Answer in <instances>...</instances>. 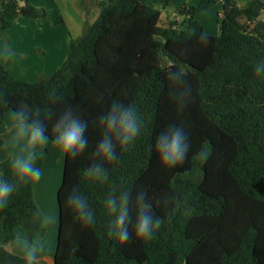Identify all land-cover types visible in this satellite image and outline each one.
<instances>
[{"label": "trees", "instance_id": "1", "mask_svg": "<svg viewBox=\"0 0 264 264\" xmlns=\"http://www.w3.org/2000/svg\"><path fill=\"white\" fill-rule=\"evenodd\" d=\"M172 1L104 0L98 19L72 41L64 65L35 83L17 80L0 61V97L10 103L39 104L54 86L89 122L115 97L134 103L144 117L143 131L131 150L107 165L110 182L143 186L152 197L175 192L194 208L191 215L178 213L171 223L165 220L152 240L133 235L120 244L107 236L104 226L103 200L111 183L83 179L88 152L77 159L65 156L56 264H264V72L254 73L264 63V0H221L218 35L208 34L196 19L218 0L183 7L178 12L182 22L175 19L162 26V10ZM239 1L246 2L243 8ZM22 10L30 19L48 18L47 10L29 0L0 2L2 37L7 38ZM244 18L254 27L242 25ZM201 33L209 37L206 46ZM173 63L185 69L192 88L193 100L181 114L168 95L166 67ZM7 113L0 111V127ZM173 122L184 125L191 148L182 165L166 170L149 148ZM86 135L94 146L99 132L91 123ZM202 148L209 152L206 162L197 155ZM37 166L42 171L43 156ZM0 171L10 176L7 161ZM34 185L22 186L0 210L8 243L17 238L18 228L25 230L22 238L29 243H38L46 233ZM77 186L96 212L94 226L82 228L64 206ZM157 214L164 212L158 209ZM0 264L24 262L0 247Z\"/></svg>", "mask_w": 264, "mask_h": 264}, {"label": "clouds", "instance_id": "2", "mask_svg": "<svg viewBox=\"0 0 264 264\" xmlns=\"http://www.w3.org/2000/svg\"><path fill=\"white\" fill-rule=\"evenodd\" d=\"M200 40L206 46L209 37L201 33ZM262 72L264 63L254 69L256 76ZM166 75L169 98L177 113L181 114L193 100L186 71L173 63L171 67H166ZM102 100L103 96L98 97V102ZM60 105L65 106L59 108ZM0 111L10 113L6 126L8 140L4 147L11 148L7 157L10 176L0 172V210L9 206L14 192L40 180L42 172L37 161L42 158L43 149L51 141L63 156L70 159H77L88 152L89 163L83 169L86 182L111 183L103 200L107 217L104 226L107 236L120 244L127 243L133 235L137 240H152L165 220L171 223L176 214L191 215L194 211L193 206L175 192H163L152 197L143 186L110 182L107 165L118 162L122 153L131 150L143 131L144 117L134 103H125L115 97L105 111L89 122L82 117L79 108L68 104L63 94L53 86L46 92L44 100L36 105L24 100L10 103L8 97H0ZM90 123L99 132V139L94 146H90L86 135ZM190 148L184 125L173 122L159 133L149 151L155 150L160 165L167 170L182 165ZM197 155L202 162L209 158V152L204 148ZM64 206L82 228L97 223L96 212L79 186L71 189ZM158 209L163 210V216L157 214ZM54 222L55 217L49 214L47 223L51 226ZM20 239L17 237L18 242ZM21 250L24 264H41L43 243H27L22 245Z\"/></svg>", "mask_w": 264, "mask_h": 264}, {"label": "crops", "instance_id": "3", "mask_svg": "<svg viewBox=\"0 0 264 264\" xmlns=\"http://www.w3.org/2000/svg\"><path fill=\"white\" fill-rule=\"evenodd\" d=\"M3 1L8 0H0V2ZM29 1L32 6L47 10L48 18L45 21H40L21 15L12 28L7 31V38L2 37L0 34V61L5 66H9L17 80L35 83L40 75L52 76L64 65L70 54L72 41L79 40L84 35L87 27L98 19L100 3L104 0ZM200 2L199 0H173L168 8L162 10V12H166V19H163V12L161 25L168 26L175 19L182 22L184 16L179 15V10L183 7H192L191 5L196 7ZM59 19H62V22L57 24ZM164 20L167 22L163 23L165 25L162 24ZM203 26L206 31L207 28L205 25ZM9 116L10 113H7L3 125L0 127V165L7 161L8 153L11 151L10 147H4L5 142L8 140L6 126ZM43 153L42 176L34 185V200L37 205L38 200L41 199V190L39 191L38 184L43 182L48 185L50 193L59 192L63 180H60L54 186V179L58 175L62 177V172L64 175L65 167V156L53 146L51 141L43 149ZM60 155L61 157H59ZM46 179L47 182H45ZM24 233L23 228L16 229L17 237L22 238ZM58 238L56 232H53L51 227L48 226L44 237L38 241V243L44 245L41 264H56ZM27 243L29 242L24 238L20 239L19 242L16 238L12 242L10 251L21 257L22 245ZM7 246L8 242L0 222V247L7 248Z\"/></svg>", "mask_w": 264, "mask_h": 264}, {"label": "rangeland", "instance_id": "4", "mask_svg": "<svg viewBox=\"0 0 264 264\" xmlns=\"http://www.w3.org/2000/svg\"><path fill=\"white\" fill-rule=\"evenodd\" d=\"M201 0H199L200 2ZM246 2L245 1H239V7L243 8L245 6ZM193 6V5H191ZM196 5V7H198ZM164 12V18L166 19V12ZM222 13V5L218 0V3L216 7L210 9V10H201L197 13V20L202 22L203 25L207 28V32L209 34L213 35H218L220 33V24L218 22L219 15ZM261 20H264V15L261 17ZM167 23L165 20L162 22ZM242 25H249L247 23V20L244 18L241 20ZM165 25V24H163ZM250 28H253L254 25H249ZM38 80V79H37ZM37 82V81H36ZM61 157V155L59 156ZM60 180H63V172H62V177L60 175L57 176V178L54 179V186L57 185V182H60ZM44 181V180H42ZM53 181V178H52ZM47 182V179L45 180ZM62 182V181H61ZM62 184V183H61ZM39 191L41 190V199L38 200V207L42 211V214L44 216L45 224L47 225L46 228H48L49 224L47 223V218L48 215L51 214L55 217V222L50 226L53 232H56L57 238H58V233H59V203H58V191H55L53 193L49 192V187L48 185H45L43 182L38 184ZM56 189V188H55Z\"/></svg>", "mask_w": 264, "mask_h": 264}, {"label": "water", "instance_id": "5", "mask_svg": "<svg viewBox=\"0 0 264 264\" xmlns=\"http://www.w3.org/2000/svg\"><path fill=\"white\" fill-rule=\"evenodd\" d=\"M21 14H22V15H25V11L22 10V11H21ZM11 245H12V242H9V243H8V246H7V250H10Z\"/></svg>", "mask_w": 264, "mask_h": 264}, {"label": "built area", "instance_id": "6", "mask_svg": "<svg viewBox=\"0 0 264 264\" xmlns=\"http://www.w3.org/2000/svg\"><path fill=\"white\" fill-rule=\"evenodd\" d=\"M220 16H222V17H223V13H220Z\"/></svg>", "mask_w": 264, "mask_h": 264}]
</instances>
